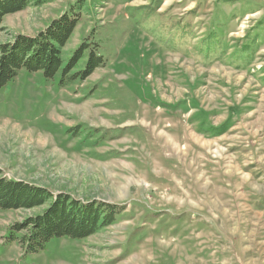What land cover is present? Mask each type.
<instances>
[{"label": "rangeland", "instance_id": "374dc122", "mask_svg": "<svg viewBox=\"0 0 264 264\" xmlns=\"http://www.w3.org/2000/svg\"><path fill=\"white\" fill-rule=\"evenodd\" d=\"M78 6L62 57L105 65L0 89V177L122 212L27 252L11 226L45 207L0 208V264H264V0H30L0 43Z\"/></svg>", "mask_w": 264, "mask_h": 264}, {"label": "trees", "instance_id": "16d2710c", "mask_svg": "<svg viewBox=\"0 0 264 264\" xmlns=\"http://www.w3.org/2000/svg\"><path fill=\"white\" fill-rule=\"evenodd\" d=\"M30 0H0V24L5 15L23 10ZM73 7L35 35L19 34L11 41L0 43V89L13 81L22 69L41 71L46 79L61 72L60 85L88 78L105 58L98 52L99 44L82 42L68 60L62 51L80 20V8ZM87 54V55H86ZM86 55L82 68L76 65ZM42 212L31 215L11 226L12 239H19L27 252H37L55 237L80 239L113 224L122 212L118 205L81 200L66 192L53 193L47 187L24 180L0 177V208L5 210L35 209ZM24 232L20 236L17 233Z\"/></svg>", "mask_w": 264, "mask_h": 264}, {"label": "bare ground", "instance_id": "6f19581e", "mask_svg": "<svg viewBox=\"0 0 264 264\" xmlns=\"http://www.w3.org/2000/svg\"><path fill=\"white\" fill-rule=\"evenodd\" d=\"M151 126V125H150ZM158 127V126H157ZM150 128V127H149ZM158 129V128H157ZM43 140V139H42ZM171 142V141H170Z\"/></svg>", "mask_w": 264, "mask_h": 264}]
</instances>
